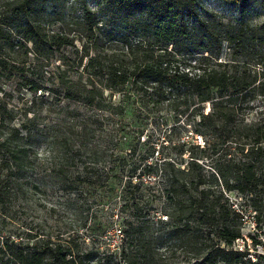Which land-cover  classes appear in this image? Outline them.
I'll return each mask as SVG.
<instances>
[{
	"label": "trees",
	"instance_id": "16d2710c",
	"mask_svg": "<svg viewBox=\"0 0 264 264\" xmlns=\"http://www.w3.org/2000/svg\"><path fill=\"white\" fill-rule=\"evenodd\" d=\"M223 1L237 20L222 22L200 0L12 4L22 42L10 46L28 60L0 58V68L23 71L32 97L18 124L2 126L1 213L29 208L51 186L108 216L91 214V248L67 226L24 218L0 234V264H89L113 227L120 244L105 249V264L251 263L232 248L241 216L228 193L264 187V113L254 112L264 108V20L245 21L241 0ZM163 111L196 119L205 141L174 143ZM217 141L231 144L224 161Z\"/></svg>",
	"mask_w": 264,
	"mask_h": 264
},
{
	"label": "rangeland",
	"instance_id": "374dc122",
	"mask_svg": "<svg viewBox=\"0 0 264 264\" xmlns=\"http://www.w3.org/2000/svg\"><path fill=\"white\" fill-rule=\"evenodd\" d=\"M16 1L18 0H0V58L9 62H15L16 60L19 63L28 59L24 56V47L12 49L10 46L11 43L22 42L19 34L21 16H16L12 11V4ZM200 1L207 10H212L214 13L222 16L224 18L222 22L224 23L239 18V12L236 7L226 4L223 0ZM241 1V3L245 4V21L256 23L264 20V8L260 5L261 0ZM46 28L53 30L56 28V24L49 23ZM23 74V71L15 72L10 68H0V142L4 138V128L2 126L18 124V120L23 117V112L27 108V102L31 100L32 94L26 88H23L22 85ZM258 104L255 105L254 112L261 111L264 113V108L259 107ZM4 108L6 111L3 115L1 112ZM7 112L14 118L13 122L9 121L10 115H7ZM159 116L165 122L163 129L167 130V134H172L174 143L184 142L189 147L192 144H202V141H205L204 135L197 132L198 122L196 119L187 118V115L174 116L173 113H166V111L161 112ZM46 120H49V118L47 119V117L42 115L38 123L42 124ZM153 129V126H149L146 132H150ZM228 144L229 142L217 141L213 156L221 158V161H224L227 158L225 155L227 153V146L231 147V144ZM37 151L39 156H43L45 154L44 145H40ZM212 154L210 155V159H212ZM206 164H210L209 159H206ZM74 197L77 196L66 194L60 190L56 191V188H51V186L45 188L42 192L33 193L29 200V208L23 209L20 204L14 205L10 210L6 211V215H3L0 210V234L13 230L16 223L24 218H28L27 220L32 221L33 224H38L41 228L46 229V231L49 229L54 230L57 224L67 226L71 234L78 231L77 236L82 237L80 241L84 240L85 245L91 248L90 240L92 232L90 221L93 218L91 214L98 211L97 215H95L96 220L102 223L107 218L108 212L106 209H96L92 199L86 200L84 197V200H80L79 204L73 206L71 205V201ZM228 198L232 208L241 216L238 220L241 237L234 241L233 250L238 252L247 250L248 255L246 258H250L251 263L264 264V187L254 189L251 195L246 197L237 191H233L228 193ZM81 203H83V207H81ZM89 204H91L90 210H88ZM51 208L53 210H50ZM79 208L84 209V211L80 212ZM52 239L55 240V236ZM98 244L102 247L94 257L95 259L98 258L100 262L97 263L93 259L89 264H105L103 261L105 249H108L109 246L111 250H115L120 244L118 230L115 227L110 229V233L103 236ZM169 251L179 256L181 248L172 244L169 246ZM178 262L180 261L173 260V264H179ZM245 262V264H251L247 261Z\"/></svg>",
	"mask_w": 264,
	"mask_h": 264
}]
</instances>
